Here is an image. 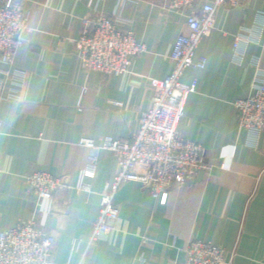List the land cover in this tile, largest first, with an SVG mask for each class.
I'll use <instances>...</instances> for the list:
<instances>
[{
  "label": "crops",
  "instance_id": "1",
  "mask_svg": "<svg viewBox=\"0 0 264 264\" xmlns=\"http://www.w3.org/2000/svg\"><path fill=\"white\" fill-rule=\"evenodd\" d=\"M29 12L23 43L11 65L0 62V228L35 219L52 233L53 264H172L195 240L234 252L232 264H264V134L240 129L235 102L252 93L264 72V0L220 8L195 62L181 81L197 87L178 132L203 147L208 169L186 186L157 197L139 182H124L114 203L119 218L91 247L101 192L120 171L108 150L91 140H128L149 110L151 79L173 70L170 54L186 18L164 9L165 0H21ZM116 18L147 51L118 76L86 71L74 41L83 21ZM246 45L235 49V38ZM46 172L68 183L53 196L30 195L26 177ZM82 188H78V187Z\"/></svg>",
  "mask_w": 264,
  "mask_h": 264
},
{
  "label": "built area",
  "instance_id": "2",
  "mask_svg": "<svg viewBox=\"0 0 264 264\" xmlns=\"http://www.w3.org/2000/svg\"><path fill=\"white\" fill-rule=\"evenodd\" d=\"M248 0H165L164 9L186 18L187 32L176 39L170 59L173 70L163 80L151 79L153 89L151 107L142 114L141 123L130 139L122 141L108 137L100 146L91 140L83 144L92 150L91 163L82 171L83 177H92L96 154L111 151L119 165L117 176L101 192L99 215L88 239V246L112 230L119 218L114 203L120 186L127 181L139 182L157 197L161 193L193 182L198 173L208 169L203 147L182 137L178 125L185 114L189 95L197 87L196 81H181L189 67L204 68L206 60L195 62L196 51L214 27L218 9H239ZM29 12L21 0H0V62L11 65L17 49L22 45ZM244 35L235 38V49L246 45ZM77 55L86 71L105 76L126 72L133 59L145 53L147 47L139 43L133 33L119 30L116 18L98 14L83 21L79 37L74 41ZM240 129L264 134V72L257 73L252 93L235 102ZM27 191L43 199H52L55 193L67 188L63 177L36 172L25 179ZM79 189L82 187H78ZM55 236L35 220L21 222L8 230L0 228V264H53ZM235 253L222 245L195 239L185 250L183 261L172 264H232Z\"/></svg>",
  "mask_w": 264,
  "mask_h": 264
}]
</instances>
